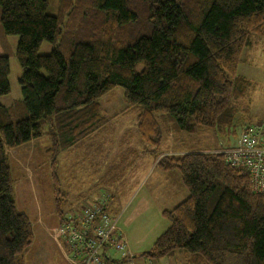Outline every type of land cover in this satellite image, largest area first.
<instances>
[{
	"label": "trees",
	"instance_id": "16d2710c",
	"mask_svg": "<svg viewBox=\"0 0 264 264\" xmlns=\"http://www.w3.org/2000/svg\"><path fill=\"white\" fill-rule=\"evenodd\" d=\"M58 1L51 16L46 0H0V25L18 38L22 71L20 102L0 105V264H23L34 239L16 207L7 152L46 137L54 164L105 127L99 100L116 88L137 111L139 139L155 149L166 121L178 135L256 122L240 109L252 84L237 68L253 37L264 38V0ZM43 42L49 55L38 54ZM8 76L0 45V98L10 92ZM186 147L156 157L155 167L177 173L188 196L163 213L168 227L141 258L156 264L181 252L188 264H264V195L217 150Z\"/></svg>",
	"mask_w": 264,
	"mask_h": 264
},
{
	"label": "rangeland",
	"instance_id": "374dc122",
	"mask_svg": "<svg viewBox=\"0 0 264 264\" xmlns=\"http://www.w3.org/2000/svg\"><path fill=\"white\" fill-rule=\"evenodd\" d=\"M46 1L47 13L56 16L59 1ZM252 40V47L243 51L237 75L252 84L240 109L246 108L248 115L257 122L264 119V38L253 37ZM17 41L16 36L4 35L0 25V45L7 56L15 51ZM51 50V44L43 42L38 54L46 56ZM20 76L21 68L14 60L9 78V96L14 104L21 100ZM99 104L108 123L64 154L63 161L57 159L52 163L51 156L43 152L47 143L43 138L7 152L16 207L30 219L34 238L23 256L24 264H72L68 247L58 234L62 221L56 206L66 218L101 195L107 197L112 217L117 218V228L127 242L129 254L136 264H145L147 260L141 256L168 227L163 213L188 196L177 173L165 179L166 175L155 167L156 157L178 155V150L195 142L214 151L218 150L219 141L234 138L228 135L229 128L224 132L178 135L166 121V125H161L163 141L155 149L139 139L137 111L126 107L121 88L101 98ZM240 122L238 124L244 123ZM104 142L107 149L103 155ZM78 157L79 164L73 163ZM53 174L57 179H53ZM55 183L61 195L59 204L54 201ZM216 197L217 193L211 198L209 209ZM168 262L169 259H163L158 263Z\"/></svg>",
	"mask_w": 264,
	"mask_h": 264
},
{
	"label": "built area",
	"instance_id": "2783aa9c",
	"mask_svg": "<svg viewBox=\"0 0 264 264\" xmlns=\"http://www.w3.org/2000/svg\"><path fill=\"white\" fill-rule=\"evenodd\" d=\"M227 133L234 138L219 141L217 153L227 166L249 175L254 194L264 195V119L233 124ZM58 228L73 264H134L105 195L68 215Z\"/></svg>",
	"mask_w": 264,
	"mask_h": 264
},
{
	"label": "crops",
	"instance_id": "0c3cea01",
	"mask_svg": "<svg viewBox=\"0 0 264 264\" xmlns=\"http://www.w3.org/2000/svg\"><path fill=\"white\" fill-rule=\"evenodd\" d=\"M14 53H15V51L12 53V55H10V56H8V59H9V76H8V83H9V78H10V73H11V65H12V61H14L15 60V57H14ZM21 73H22V71H21ZM245 79V78H244ZM9 87H10V85H9ZM10 92H9V94L7 95V96H4V97H1L0 98V105H2V106H4L5 108H9V107H12L13 105H14V101L10 98ZM240 113V112H239ZM96 134V133H95ZM43 139H46L47 140V143H46V145H45V147H44V150H43V152L44 153H46L47 152V148L49 147V145H50V142L48 141V139L46 138V137H42ZM38 140V139H37ZM36 140V141H37ZM35 141V140H34ZM34 141H31L30 143H32V142H34ZM30 143H28V145L30 144ZM25 145H27V144H25ZM24 146V145H23ZM20 147H22V146H20ZM19 148V147H18ZM185 148V147H184ZM184 148H181L180 150H178V153L176 152V154H180V152L182 151V150H184ZM72 149V148H71ZM106 144H105V142H104V145L102 146V151H101V153L104 155L105 153H106ZM12 152V151H11ZM70 152V149L68 150V151H65V152H63V153H61L60 155H59V157H58V160L59 161H63L64 159V154H68ZM172 155H174L175 156V154H172ZM20 159V158H19ZM76 159H78L76 162H73V163H78L79 164V161H80V159H79V157L78 158H76ZM13 160H14V158H13ZM155 165H156V163H155ZM11 169V168H10ZM12 173V172H11ZM166 176H165V179H167V175L168 174H166V173H164ZM168 177H169V175H168ZM83 200H85V199H83ZM128 247V246H127ZM128 249V248H127ZM24 262V261H23ZM146 262V261H145ZM70 263V262H69ZM133 263L134 264H136V262H135V260H134V258H133ZM147 264L148 263H150L149 261H147L146 262ZM145 263V264H146ZM24 264V263H23ZM71 264V263H70ZM73 264V263H72ZM168 264H188V259H187V257H186V255L185 254H183V253H181V252H176L175 254H174V256L172 257V258H170L169 259V262H168Z\"/></svg>",
	"mask_w": 264,
	"mask_h": 264
}]
</instances>
